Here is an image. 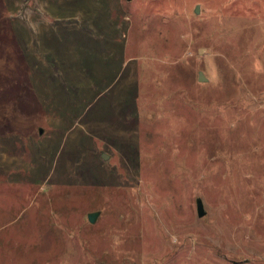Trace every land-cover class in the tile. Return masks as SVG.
I'll use <instances>...</instances> for the list:
<instances>
[{
	"label": "rangeland",
	"instance_id": "obj_1",
	"mask_svg": "<svg viewBox=\"0 0 264 264\" xmlns=\"http://www.w3.org/2000/svg\"><path fill=\"white\" fill-rule=\"evenodd\" d=\"M0 264H264V0H0Z\"/></svg>",
	"mask_w": 264,
	"mask_h": 264
},
{
	"label": "water",
	"instance_id": "obj_2",
	"mask_svg": "<svg viewBox=\"0 0 264 264\" xmlns=\"http://www.w3.org/2000/svg\"><path fill=\"white\" fill-rule=\"evenodd\" d=\"M196 12H199V6L197 7ZM204 80H207V78L204 75V73L201 72L200 73V81H204ZM104 158H106V155H104ZM197 209H198V215L200 217H203V216L206 215L207 212H206V209H205L204 202H203L202 198H198L197 199ZM98 215H99V212L90 213L89 214V221L92 222V223L96 222Z\"/></svg>",
	"mask_w": 264,
	"mask_h": 264
}]
</instances>
